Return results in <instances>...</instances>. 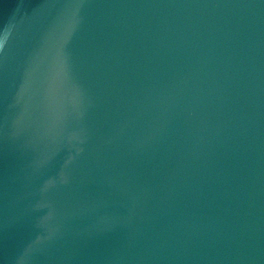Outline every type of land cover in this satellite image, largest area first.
Masks as SVG:
<instances>
[{
  "label": "water",
  "instance_id": "water-1",
  "mask_svg": "<svg viewBox=\"0 0 264 264\" xmlns=\"http://www.w3.org/2000/svg\"><path fill=\"white\" fill-rule=\"evenodd\" d=\"M0 264H264V0H0Z\"/></svg>",
  "mask_w": 264,
  "mask_h": 264
}]
</instances>
